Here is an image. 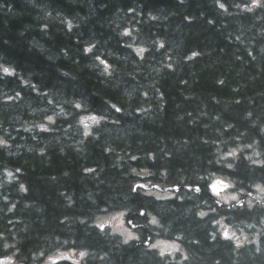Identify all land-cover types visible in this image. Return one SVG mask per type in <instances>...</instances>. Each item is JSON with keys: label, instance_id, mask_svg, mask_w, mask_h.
<instances>
[{"label": "trees", "instance_id": "obj_1", "mask_svg": "<svg viewBox=\"0 0 264 264\" xmlns=\"http://www.w3.org/2000/svg\"><path fill=\"white\" fill-rule=\"evenodd\" d=\"M0 141V258L264 264V204L208 188L264 185V0H0ZM112 211L179 250L120 242Z\"/></svg>", "mask_w": 264, "mask_h": 264}, {"label": "rangeland", "instance_id": "obj_2", "mask_svg": "<svg viewBox=\"0 0 264 264\" xmlns=\"http://www.w3.org/2000/svg\"><path fill=\"white\" fill-rule=\"evenodd\" d=\"M214 182H217V181H214ZM214 182H211L208 185V188L210 191V200H211L210 202H212L214 199L217 201L219 200L222 203H231V202H235L238 200V197L234 193L226 190L228 189L229 185L225 183L224 181H222L223 183L216 184L218 192L213 193L210 186L213 185ZM224 185H227V187H225ZM260 187L264 188L263 184ZM143 193L149 196H153L154 198L160 199V200H166L174 196L173 192H161L158 190H144ZM255 193H256V196L259 197L260 199L264 198V192H261L259 189H257ZM233 197H235V199H233ZM247 203L251 204L253 203V201L251 202L247 201ZM101 224L104 225L103 228H107V230L112 235H114L116 238H118L120 242H130L134 238L133 232L129 230L127 227L128 225L126 223L124 211H112V212H108V213L97 216L95 220V225L100 227L99 225ZM150 224L153 225L151 222ZM137 239H139V237ZM173 243L178 245L174 241L166 240L163 238H157L154 241H152V245H158V246L155 248L153 247H150V248L156 249L159 253L161 252L162 249H164V253L174 254L176 251L179 250V246L176 249L167 248V245H171ZM59 261H60V257L49 256L44 259L42 264H56ZM0 264H20V263L15 260L12 254H8L7 256L0 258Z\"/></svg>", "mask_w": 264, "mask_h": 264}, {"label": "snow or ice", "instance_id": "obj_3", "mask_svg": "<svg viewBox=\"0 0 264 264\" xmlns=\"http://www.w3.org/2000/svg\"><path fill=\"white\" fill-rule=\"evenodd\" d=\"M252 3H253V5H256L257 3H258V0H252ZM221 8H223L224 7V5L223 4H220L219 5ZM129 11H131V9H129ZM127 29H125V33L127 34ZM84 51L85 52H87V51H89V49L88 48H85L84 49ZM142 51V50H141ZM194 55H195V53H194ZM97 59H99V57H97ZM171 65H169V67H170ZM4 70V72H8V69L7 68H5V69H3ZM76 107H80V105L79 104H77L76 105ZM117 111H119V109H117ZM49 119H51V117H49ZM0 143H2V141H0ZM228 155L229 156H231V155H234V153H228ZM228 167L229 168H231L232 167V165L231 164H229L228 165ZM217 183H223L222 181H217V182H214L213 183V185H211L210 187H211V190H212V192L213 193H217L218 192V189H217V187H216V184ZM225 187H227V185H224ZM21 187H23V186H21ZM257 187L259 188V190L261 191V192H264V188H262V187H260L259 185H257ZM197 192H199L200 191V188L199 187H196V189H195ZM233 199H235V197H233ZM237 203H240V201H237ZM249 207H251V205H249ZM140 214L141 215H144V210L141 208L140 210ZM198 215H200V216H204L205 215V213H203V212H201V213H198ZM152 224H156V223H158V221L156 220V218L155 217H153L152 219H151V221H150ZM215 222V221H214ZM129 223H131V221H129ZM101 228H103L104 227V225L103 224H101V225H99ZM224 235H225V237H227L228 236V232L227 231H225L224 232ZM234 235V234H233ZM145 243H147V241H144ZM237 244H238V246H239V241H237ZM158 245H150V247H153V248H155V247H157ZM167 248L168 249H176V248H178V245H176L175 243H173V244H171V245H167ZM85 253H81V255H84ZM164 254V249H162L161 250V252H160V255H163Z\"/></svg>", "mask_w": 264, "mask_h": 264}, {"label": "water", "instance_id": "obj_4", "mask_svg": "<svg viewBox=\"0 0 264 264\" xmlns=\"http://www.w3.org/2000/svg\"><path fill=\"white\" fill-rule=\"evenodd\" d=\"M135 187H140V188H143V189H151V188H154V189H158L160 191H166V190H173V191H177V187L173 186V187H168V188H161V187H158V186H155V185H152V186H148V185H145L143 183H137L135 186H134V190H135ZM188 189H192L194 190L195 192H197L195 189H196V186H193L192 188L191 187H188ZM237 204H240V203H237Z\"/></svg>", "mask_w": 264, "mask_h": 264}, {"label": "flooded vegetation", "instance_id": "obj_5", "mask_svg": "<svg viewBox=\"0 0 264 264\" xmlns=\"http://www.w3.org/2000/svg\"><path fill=\"white\" fill-rule=\"evenodd\" d=\"M244 201H249V202H251V201H253V202H256V200L253 198V197H251V196H247V197H245V199H243ZM243 201V202H244ZM216 204H217V200H215L214 201ZM230 203H223V205H226V206H228ZM222 206V205H221ZM71 264H74L73 263V261H71Z\"/></svg>", "mask_w": 264, "mask_h": 264}]
</instances>
